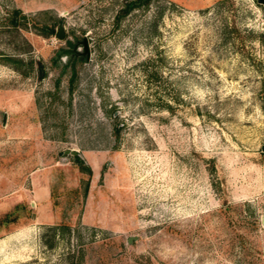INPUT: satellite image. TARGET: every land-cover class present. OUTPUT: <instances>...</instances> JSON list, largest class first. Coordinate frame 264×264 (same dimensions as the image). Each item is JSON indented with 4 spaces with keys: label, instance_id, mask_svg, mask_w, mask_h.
Listing matches in <instances>:
<instances>
[{
    "label": "rangeland",
    "instance_id": "obj_1",
    "mask_svg": "<svg viewBox=\"0 0 264 264\" xmlns=\"http://www.w3.org/2000/svg\"><path fill=\"white\" fill-rule=\"evenodd\" d=\"M125 1L0 0V264H264V0Z\"/></svg>",
    "mask_w": 264,
    "mask_h": 264
},
{
    "label": "trees",
    "instance_id": "obj_2",
    "mask_svg": "<svg viewBox=\"0 0 264 264\" xmlns=\"http://www.w3.org/2000/svg\"><path fill=\"white\" fill-rule=\"evenodd\" d=\"M142 1H144V0H127V1H125L123 3V5L119 8V11L117 12L116 17H119L120 15L125 14L131 8L138 6L140 4V2H142ZM15 11H17V10H15ZM11 21L13 23H15L16 20H15V18H12ZM41 28H44L46 30V32H51L52 31V26H48L47 27V26L43 25V26H41ZM4 57H5L4 59L8 62V64L11 65L12 67H15V68H17L16 64L21 61L20 58L15 57V56H4ZM69 62L70 63L74 62L73 61V57H71L69 59ZM38 70H39L38 76H42L43 72H42L41 68H39ZM114 130L117 131V127H115ZM73 158L78 163L81 162V158L77 154H73Z\"/></svg>",
    "mask_w": 264,
    "mask_h": 264
},
{
    "label": "water",
    "instance_id": "obj_3",
    "mask_svg": "<svg viewBox=\"0 0 264 264\" xmlns=\"http://www.w3.org/2000/svg\"><path fill=\"white\" fill-rule=\"evenodd\" d=\"M258 2H262L263 0H257ZM61 34H62V28H61V26L59 25L58 26V31H57V36H61ZM82 42H83V49H84V52L86 53L87 52V46H86V39L85 38H83V40H82ZM71 154H76L77 152L75 151V150H68Z\"/></svg>",
    "mask_w": 264,
    "mask_h": 264
},
{
    "label": "flooded vegetation",
    "instance_id": "obj_4",
    "mask_svg": "<svg viewBox=\"0 0 264 264\" xmlns=\"http://www.w3.org/2000/svg\"><path fill=\"white\" fill-rule=\"evenodd\" d=\"M58 31V30H57ZM84 38V37H83ZM83 38H81V40H79V42H80V44H81V46H82V53H85L84 52V49H83V42H82V40H83ZM72 54V53H71ZM73 55V54H72Z\"/></svg>",
    "mask_w": 264,
    "mask_h": 264
}]
</instances>
